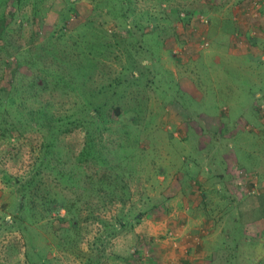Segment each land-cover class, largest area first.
I'll list each match as a JSON object with an SVG mask.
<instances>
[{"label": "rangeland", "instance_id": "1", "mask_svg": "<svg viewBox=\"0 0 264 264\" xmlns=\"http://www.w3.org/2000/svg\"><path fill=\"white\" fill-rule=\"evenodd\" d=\"M0 15L7 41L41 46L45 67L66 74L81 67L84 91L98 93L93 103L104 113L96 118L95 149L101 140L106 159L131 172V195L125 207L107 201L93 215L128 212L133 225L100 244L106 232L98 219L84 221L91 199L78 191L74 249L56 248L42 228L24 233L13 219L21 212L12 184L28 175L45 139L34 129L15 142L0 140V264H86L90 251V264H159L162 252L172 264H264V217L255 212L264 201V0H21L12 9L0 0ZM231 38L234 51L250 57L234 56ZM11 53L0 50V60ZM20 71L24 84L41 74ZM54 90L42 96L55 99L53 110L84 100ZM85 143L81 128L61 136L66 169ZM238 168L244 183L233 179ZM45 179L65 203L76 200L48 173ZM137 213L144 214L138 223ZM99 244L106 250L98 261Z\"/></svg>", "mask_w": 264, "mask_h": 264}, {"label": "trees", "instance_id": "2", "mask_svg": "<svg viewBox=\"0 0 264 264\" xmlns=\"http://www.w3.org/2000/svg\"><path fill=\"white\" fill-rule=\"evenodd\" d=\"M20 2L21 0H5L11 9ZM6 20V15H0V40L2 41L0 50L12 52L11 55L6 54V58L0 60V140L8 143L15 142L22 139L25 133L34 129L46 134L28 175L13 181L12 185L16 184L17 186L15 189L18 195L19 206L17 209L21 212L19 214L16 212L13 219L19 223L24 233L42 228L47 233L46 236L44 235L45 240H47V236L50 237L56 248L60 250L74 249L72 235L81 228L82 222L80 221V209H78V198L81 199V196L75 194L81 191L84 198L91 199L85 204L88 214L86 213L84 221L87 222L89 218L98 219L103 225L106 233L98 236V242L103 244V239L109 241L126 225L133 227L131 220L125 216L130 214L128 212L122 214L121 211L109 220L93 215L96 211L107 208V201L113 204L117 202L125 207L127 198L131 195L127 181L131 172H121L120 168L123 166L120 165L122 163L112 165L113 161L106 159L103 153L105 147L101 145V140L99 141L101 147L95 149L93 135L95 131L102 128V125L97 124L96 118L103 115L104 105L95 106L93 103L98 93L84 91L86 86L84 84H87L88 79L80 80L81 67L70 69L68 74L59 67L51 68L50 65L45 67L40 63L44 55L38 53L41 46L32 43L24 48L7 41L9 31ZM46 43L48 46L50 45V41ZM22 67H27L30 71L37 70L41 74L33 72L32 76L28 77L30 80L24 84L25 74L20 71ZM49 77L52 78V87H50ZM49 89L61 91V96H70L72 93L75 97L84 100L75 103L68 111H56L53 110L56 106L53 97L45 100L42 98L43 93ZM66 89H70L71 93ZM105 104L107 105V103ZM101 108H103L102 114ZM113 111L114 114L120 115L119 107H114ZM102 123H106L103 117ZM78 128L85 132L86 143L77 155V162L75 161L74 166L66 169L62 152L57 149V142L61 136ZM108 129L110 130L109 127L103 130ZM100 131L102 132V129ZM127 158L130 159V156ZM116 167L119 168L115 174H110ZM47 173L52 177L55 185L67 186L76 196V200L65 203V199H62L60 193L51 190L45 179ZM235 174L240 182L244 183L247 180V173L244 170L238 168ZM94 198L97 199L96 202L93 200ZM226 207L230 208L228 204ZM61 210L65 211L64 215H60L59 211ZM255 212H259V216L264 217V201H261L259 209ZM143 217V213H137L133 216V220L138 223ZM112 220L113 222H111ZM239 221L241 222V216ZM62 224L64 226L66 224V226L64 227ZM243 224L244 222H241L239 228ZM55 234H58V237ZM100 244L94 249V257L98 261L105 255L104 251L106 250ZM80 253L86 256V253ZM91 254L90 251L86 264L91 263L90 259L93 257ZM114 254L113 251L108 252L109 257L114 258ZM32 255H35L39 262L44 261L43 256L37 254V251L33 250ZM25 257L28 263L31 262L29 260L31 255L28 256L27 251Z\"/></svg>", "mask_w": 264, "mask_h": 264}, {"label": "crops", "instance_id": "3", "mask_svg": "<svg viewBox=\"0 0 264 264\" xmlns=\"http://www.w3.org/2000/svg\"><path fill=\"white\" fill-rule=\"evenodd\" d=\"M247 36V35H246ZM245 36V38L246 39H248L247 37ZM232 40H231V45H230V47H231V51H232V54H234V56H239V55H244L246 58L247 57H250L248 54H244V53H237L236 51H234L236 48H234V45L235 44H233L234 43V41H237V40H235L234 38H231ZM234 40V41H233ZM233 41V42H232ZM234 171V177H233V179L235 178V180H238V179H236V174H235V169L233 170ZM233 171L231 170L230 172H229V174H230V176L233 174ZM227 174H228V172H227ZM230 178V177H229ZM236 182V181H235ZM218 187V186H217ZM228 188V187H227ZM219 189V188H218ZM203 239V238H202ZM190 251V250H189ZM167 254H172L173 255V253H167ZM181 254V253H180ZM157 255V254H156ZM157 258H158V260L160 261V263L159 264H172V262H174L173 260H170L169 262H166V260H167V258H166V256L164 255V253L162 252L161 254H159L158 256H157ZM155 263H158V262H155Z\"/></svg>", "mask_w": 264, "mask_h": 264}, {"label": "built area", "instance_id": "4", "mask_svg": "<svg viewBox=\"0 0 264 264\" xmlns=\"http://www.w3.org/2000/svg\"><path fill=\"white\" fill-rule=\"evenodd\" d=\"M203 22H206V21H203ZM169 235H170V237H171V235H172V234H171V233H169Z\"/></svg>", "mask_w": 264, "mask_h": 264}]
</instances>
